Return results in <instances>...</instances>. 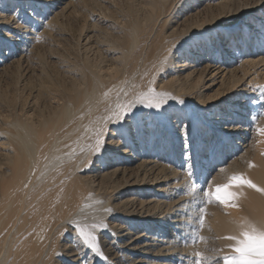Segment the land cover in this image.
<instances>
[{
    "label": "bare ground",
    "instance_id": "obj_1",
    "mask_svg": "<svg viewBox=\"0 0 264 264\" xmlns=\"http://www.w3.org/2000/svg\"><path fill=\"white\" fill-rule=\"evenodd\" d=\"M77 1L0 0V42H52ZM185 1L144 0L111 22L122 37L82 40L87 76L66 54L27 100H1L0 264H264V0L179 18Z\"/></svg>",
    "mask_w": 264,
    "mask_h": 264
},
{
    "label": "rangeland",
    "instance_id": "obj_2",
    "mask_svg": "<svg viewBox=\"0 0 264 264\" xmlns=\"http://www.w3.org/2000/svg\"><path fill=\"white\" fill-rule=\"evenodd\" d=\"M143 1L144 0H111V4L113 5L112 6L110 4L108 5V3L100 2V0H79L77 1V3H75L76 5L72 4L67 9H65V12L62 14V16L58 18L60 27L61 29H63L65 34L61 36L62 38L58 35L55 30H51L49 34L50 36L52 35V42L48 40L47 42L40 44L39 47L29 53L25 51V46H20L19 51H16L15 49H11L10 51V47L7 44L0 42V52L5 53L9 51L8 56L3 60L4 66H1L4 67V69L3 72H0V102L1 100H3L2 102L6 103L10 99L13 101V104L19 105V103L21 102V96H24L22 98V101L27 100L28 91L32 87V85L35 84V76L37 75V73L41 71H46L50 74H60V65L58 63V60L59 57H63L66 54H68V59L70 58L74 62V64L77 63L76 65L78 66V68H82V72H84V74L87 76V70L83 69L84 64H86V62H84V56L87 47L83 46L82 40L91 35L96 36L104 31L111 33L114 36L122 37L124 30H122L121 33H117L114 29H112L111 22L120 21L121 24L125 23L124 19L131 17L130 15H127L128 10H138L141 15L143 11L146 10V6L143 4ZM210 1L211 0H186L183 6L178 10V12H180L179 18H183V15L191 12L195 8L201 7L204 3H209ZM199 2H201V5L199 4ZM8 5V10H11L12 12L17 11V8L15 6H12V8L10 3ZM20 15L21 14H19L18 16L20 17ZM130 21L131 18L130 20L128 19V22ZM97 29L99 30V32ZM240 34V31H238L237 34H235V38ZM205 41L201 42L203 56L208 60L212 59L213 57L218 59L221 58V51L223 49L218 46L219 41L217 40L215 44L213 43L214 40H212L211 37V44H209L213 47L209 45V49L208 47H206L207 45L205 44ZM208 41L209 39H207V42ZM16 49H18V47ZM186 52L187 51H185V53ZM86 54L88 55V53ZM1 57L2 54H0V58ZM92 61L95 62V59H89L87 64L91 65ZM95 63H97V61ZM27 85L28 88L26 87ZM189 124L190 130L188 133H194V130L196 131V127L191 123ZM101 136L102 130L99 128L97 131L94 132L91 137L86 140L85 145L90 149V152L92 151L93 145L95 144L96 140L98 141L99 139H101ZM87 157H89V152ZM88 159L89 158L83 160V166L87 165L89 161ZM188 160V174L190 173L189 178H191V176L193 177L194 175L198 176V172H196L197 163L195 159H193L192 155H190ZM216 164L218 165V163ZM216 164L214 165V167L217 166ZM88 225L91 229L88 227ZM88 225L86 224L85 226L86 228L88 227L90 230L88 228L85 229V226H82L81 229L82 234L84 230L85 232H87L84 233V235L87 237H84V235H82V237L86 239L90 238V234L92 237L94 236L95 231H93V228H95L96 226L95 224L90 223ZM59 233L62 234V231H59L56 234L59 236ZM220 239L222 253L225 251L230 253V251L233 252L232 250L236 249L233 244L232 238L228 239L227 237V239L224 238L225 240H223L222 236L220 237ZM227 240H231L230 242L228 241L231 245H229L228 243L227 245L225 244ZM224 245L225 247H223ZM208 246L209 248L211 247L210 244H208ZM229 246L230 249H227V247Z\"/></svg>",
    "mask_w": 264,
    "mask_h": 264
}]
</instances>
